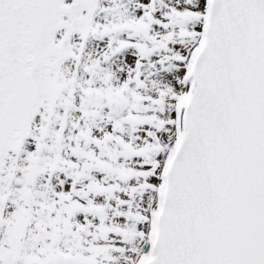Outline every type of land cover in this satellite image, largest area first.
I'll use <instances>...</instances> for the list:
<instances>
[{
	"label": "snow or ice",
	"instance_id": "6c2138e0",
	"mask_svg": "<svg viewBox=\"0 0 264 264\" xmlns=\"http://www.w3.org/2000/svg\"><path fill=\"white\" fill-rule=\"evenodd\" d=\"M0 264H264V0H0Z\"/></svg>",
	"mask_w": 264,
	"mask_h": 264
}]
</instances>
